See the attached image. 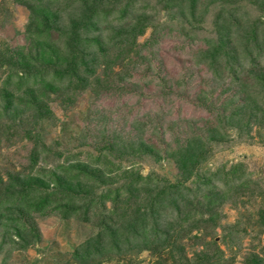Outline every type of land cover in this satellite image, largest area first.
<instances>
[{"label":"rangeland","instance_id":"374dc122","mask_svg":"<svg viewBox=\"0 0 264 264\" xmlns=\"http://www.w3.org/2000/svg\"><path fill=\"white\" fill-rule=\"evenodd\" d=\"M64 1L51 9V0H42L38 11L52 16ZM166 1L121 0L145 31L134 52L98 71L100 87L44 93L40 76L21 78L3 62L8 58L0 60V264H264V104L245 108L243 117L230 71L218 76L208 60L243 17V63L264 67V0L237 7L202 0L195 14ZM111 8L92 36L106 43L126 21L113 1ZM63 15L71 32V13ZM29 19L15 0H0V54L19 50L36 69V59L57 56L65 45L27 38ZM42 99L50 111L35 120ZM90 172L101 176L83 184L76 206L45 199V184L50 193L57 177L86 181ZM169 185L179 186L177 204L146 206ZM142 217L121 251L108 245L109 235L97 245L106 226L126 231ZM163 234L170 238L154 244Z\"/></svg>","mask_w":264,"mask_h":264},{"label":"trees","instance_id":"16d2710c","mask_svg":"<svg viewBox=\"0 0 264 264\" xmlns=\"http://www.w3.org/2000/svg\"><path fill=\"white\" fill-rule=\"evenodd\" d=\"M41 1L42 0H15L16 3L24 6L30 11L29 25L26 28L27 38L39 36L42 39L44 38V40L46 41H48L49 39L53 43H62L63 45H65V47L59 48V54L57 56H53L52 58L50 55V59L48 60L36 59L35 61L39 62V66L36 69H29V66H25V64H27V60L25 58V60L23 59V61L20 60L19 50L6 48V53L4 54V56L0 54V60L2 61L5 58H8L7 61L3 62L7 65H11V68H15V71H12L15 75H23L20 76L21 78L25 79L29 76H40L42 78L43 90H41V92L44 93L48 91V89L51 91L55 90L54 92L60 91L61 93L68 94L69 92L77 91L81 88L94 89V87L97 88L98 84V87H100L101 78L100 76L98 78V71L103 68L105 70H111L112 67L119 62V60L126 56V54L130 53V51L134 52L137 36L142 35L145 31V28L141 23L142 21L139 20L140 15H135L134 9H131V6L129 4L122 6L121 0H109L108 2L107 0H66L64 1L66 7L61 8L60 10L55 9L53 13L51 12L52 16L49 14L42 15L41 12L39 13L38 3ZM59 1L60 0H51V3L48 4V7H51V9H53L54 6L59 7ZM112 1L114 2L116 8L119 10L120 16H122L126 21L124 20L125 22L122 24L119 30H117L116 35L109 38L111 41L106 43L105 37H102V35L94 37L92 36L93 34L95 35V32L102 31V18L115 12L113 8H111V10L107 9ZM173 1L176 4L181 3L184 6L188 5V9H194L193 12L195 14L197 11V7L202 0H167L166 2L167 4H169ZM212 1L217 3L222 2L226 5L235 4L234 7H237L241 5V2H245L246 0ZM67 10L68 13H71L70 19L73 25L70 27L71 32L69 30V32H67V29H69V27L67 25H64L63 20V14L64 12H67ZM60 12L62 13V15H59ZM244 21L246 20L243 17L236 19V25L230 28L228 34L222 41H220L221 43L214 47L213 54H210L208 56L209 61L211 57L214 58L212 66L218 65V68H216L218 76H223L226 71H230L232 78H230L231 80L229 87H232L233 85L236 86L235 98H237V96H240L241 98L242 96L241 103L243 104L239 106L240 113H243L245 108H249L252 105L258 109V105L264 104V100L260 101V99L264 97V67H260L258 62H256V64L254 63V65H251L250 67L247 66V63L246 65H244L243 62L245 60L243 59L242 53H240V48H242V45H248L245 43L247 38L241 37L238 31L240 27L244 26ZM40 24L42 25V27ZM51 42L47 43V47H52L50 46ZM21 50V53L26 54L25 52H23V49ZM249 53L251 54V52ZM39 56H41L40 53ZM32 71L35 72L34 74L37 73L38 75L32 76V74L30 73ZM248 71H250L249 74H256L254 75L256 80L252 79L251 82ZM257 102L259 104H257ZM36 106V110L31 115V117L35 118V120L41 119V117L44 116L45 113H49L50 111L44 99L38 101V103H36ZM242 116L245 117L247 116V114L243 113ZM255 118H257L256 115ZM184 153H181V157H186V154L184 155ZM84 176L88 177L86 181L80 180L78 177L71 180L57 177V180H55V187L51 190L50 193L46 192L47 190L45 188L48 185L45 184V187L43 188L45 199L51 198L53 201H56L58 205L61 204L63 206L61 208H67L71 203H73L74 205L77 204L78 201H80V194L84 193L85 191L83 189V184L88 185L90 183V179H97L101 175H98V173L90 172L85 173ZM0 183H2L1 178ZM7 186H13V184H7ZM172 188L173 190L170 191L169 195V193H167V190ZM178 188L179 186L176 189L175 186L169 185L165 188L166 190L157 192V194H155L156 198L154 195L152 198H150V200L146 201V206L148 204V206H150L151 208H155L156 205H159L157 204V202H159L160 205H165L168 201L170 203L169 205H174L176 203V197L180 196V194H176V192H178ZM15 190L18 189L15 188ZM30 190L31 189L29 187L26 189L24 188V192L22 194L26 196V193H30ZM17 192L18 191H15L13 195L7 196L6 199L8 200L10 198H13ZM87 192L89 191L86 190V194ZM129 195H131L132 197V193L130 190ZM137 198L139 199V197ZM20 199H22L25 203L27 201L28 203L30 202V200H28L24 196ZM45 199L43 201H45ZM51 199H49V201ZM25 203L20 204L21 206H24ZM75 209L76 207L74 209H71V211H68L71 212L70 216L74 214ZM144 218L145 217L138 218L136 219V221H133L131 229H127L126 231L122 229H120L119 231L117 228L114 230V228L106 226L107 228H105V230H103L98 234V236H96L97 242H99L97 245L104 246V243L107 242L108 239L103 238L105 234L107 237L108 235L109 237H111V240L108 241V245H111L113 249L121 251V245L124 244V242H122V239L124 238L127 244L131 243V236H134L136 234L138 225L141 220H144ZM153 221L155 230L161 233V225L157 217H155V220ZM22 234H24L25 237H23L24 235L22 236ZM22 234L19 233V237L24 238L26 243L29 236H26L27 234L25 231H23ZM168 238H170L169 235L163 234L160 240H154L153 243L163 244L166 240H168ZM91 241L92 240L88 241L89 244H92ZM97 245L94 244L93 246H91L94 250L98 249L97 251H99V247ZM159 247L163 246L159 245L157 248Z\"/></svg>","mask_w":264,"mask_h":264}]
</instances>
